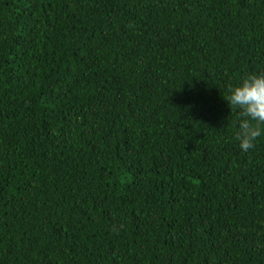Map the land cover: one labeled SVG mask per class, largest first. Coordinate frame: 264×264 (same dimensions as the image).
I'll use <instances>...</instances> for the list:
<instances>
[{
	"label": "trees",
	"instance_id": "1",
	"mask_svg": "<svg viewBox=\"0 0 264 264\" xmlns=\"http://www.w3.org/2000/svg\"><path fill=\"white\" fill-rule=\"evenodd\" d=\"M253 72L264 0H0V264H264Z\"/></svg>",
	"mask_w": 264,
	"mask_h": 264
},
{
	"label": "clouds",
	"instance_id": "2",
	"mask_svg": "<svg viewBox=\"0 0 264 264\" xmlns=\"http://www.w3.org/2000/svg\"><path fill=\"white\" fill-rule=\"evenodd\" d=\"M225 98L231 108L239 110L238 131L235 139L247 152L255 147L254 142L264 133V73L245 75L239 83L230 86Z\"/></svg>",
	"mask_w": 264,
	"mask_h": 264
}]
</instances>
